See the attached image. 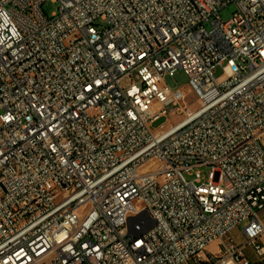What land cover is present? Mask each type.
Masks as SVG:
<instances>
[{
  "label": "built area",
  "instance_id": "built-area-1",
  "mask_svg": "<svg viewBox=\"0 0 264 264\" xmlns=\"http://www.w3.org/2000/svg\"><path fill=\"white\" fill-rule=\"evenodd\" d=\"M46 1L0 0V264L262 260L264 0Z\"/></svg>",
  "mask_w": 264,
  "mask_h": 264
},
{
  "label": "rangeland",
  "instance_id": "rangeland-1",
  "mask_svg": "<svg viewBox=\"0 0 264 264\" xmlns=\"http://www.w3.org/2000/svg\"><path fill=\"white\" fill-rule=\"evenodd\" d=\"M42 9L44 13L48 16H50L53 12L57 10V4L55 2H52L50 0L46 1L42 5ZM236 10V6L234 4H230L227 7L220 10L219 15L223 20H227L232 13ZM205 27L208 30H211L212 25L211 22H206ZM215 74L217 77V81L221 82L226 79V75L222 72V69L220 67H217L215 70ZM165 82L172 88H182L187 93V102H192L193 99H195V96L188 90V77L182 70H177L173 75H166L164 77ZM197 105L195 103H191V109H196ZM173 111L172 107L167 108V112L170 113ZM172 116V115H171ZM160 121L155 123L154 125L159 124ZM202 174H204L206 177L208 176L210 169L207 166L200 167L198 169ZM244 223H242L240 226L242 227Z\"/></svg>",
  "mask_w": 264,
  "mask_h": 264
},
{
  "label": "crops",
  "instance_id": "crops-1",
  "mask_svg": "<svg viewBox=\"0 0 264 264\" xmlns=\"http://www.w3.org/2000/svg\"><path fill=\"white\" fill-rule=\"evenodd\" d=\"M231 235L236 241V243L240 245L245 243V237L241 232V226H238L236 229H234ZM260 242L262 243V245H264V234L260 237ZM218 251H219L218 243L212 242L211 244L208 245L206 251L204 252V254H202L200 259H191L186 264H208L206 260L209 253L216 254ZM244 254L251 262L257 264H264V258L262 260H259L255 255L254 251L252 250V248L248 245L244 246Z\"/></svg>",
  "mask_w": 264,
  "mask_h": 264
},
{
  "label": "bare ground",
  "instance_id": "bare-ground-1",
  "mask_svg": "<svg viewBox=\"0 0 264 264\" xmlns=\"http://www.w3.org/2000/svg\"><path fill=\"white\" fill-rule=\"evenodd\" d=\"M223 45H233V38H223Z\"/></svg>",
  "mask_w": 264,
  "mask_h": 264
}]
</instances>
